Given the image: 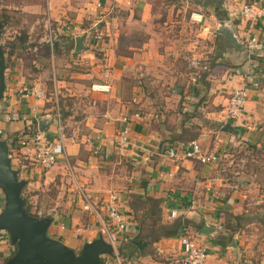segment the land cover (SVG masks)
Listing matches in <instances>:
<instances>
[{"label":"crops","instance_id":"crops-1","mask_svg":"<svg viewBox=\"0 0 264 264\" xmlns=\"http://www.w3.org/2000/svg\"><path fill=\"white\" fill-rule=\"evenodd\" d=\"M252 1L264 7V0H19L18 8L7 12L10 32L0 37L1 44L11 41L3 56L0 139L13 168L26 165L19 173L24 187L36 189L59 168L60 159L51 168L25 160L19 146L31 133L54 140L57 111L79 195L103 207L107 192L118 195L127 223L115 233L114 244L124 264H172L167 261L180 251L181 234L208 249L206 264H264V13L255 22L230 18ZM44 14L56 34L52 54L44 43L34 47L39 38L34 23ZM222 24L241 47L217 32ZM65 27H75V35H67ZM82 34L83 49L76 53ZM252 35L263 45L251 58L254 84L241 114L230 120L233 130H222V109L243 84V44ZM190 58L208 64L209 72L198 81L187 70ZM92 84L109 90L94 91ZM38 85L45 97L24 96ZM124 114L132 120L129 140L119 149L115 141ZM191 140L221 159L201 163L180 157V146ZM95 143L99 152L92 151ZM170 146L173 155H167ZM238 160L243 164L236 168ZM146 197L160 201L156 225L177 217L185 225L151 242L135 237L143 209L130 203ZM3 202L0 190V210ZM56 220L51 216L47 234L76 252L99 225L91 214L65 228ZM203 225L206 233L199 231ZM133 238L146 245L139 248ZM12 250L0 231V264ZM101 258V264H118L113 255Z\"/></svg>","mask_w":264,"mask_h":264},{"label":"built area","instance_id":"built-area-1","mask_svg":"<svg viewBox=\"0 0 264 264\" xmlns=\"http://www.w3.org/2000/svg\"><path fill=\"white\" fill-rule=\"evenodd\" d=\"M263 13L264 7L258 5L256 1H252L249 4H244L239 9L234 10L230 14V18L238 17L240 19L245 20L246 22H255L258 18L263 15ZM193 20L195 19L193 18ZM34 26H40L42 30V35L39 36L37 42L34 43L35 49L37 48V45L44 43L47 45L50 50V53L52 54L55 48L56 39L52 20L47 14H44L40 18L36 19ZM32 29L33 28H31L30 31H32ZM63 30L69 36L75 35L76 33L75 27H65ZM243 45L247 55L245 59L246 71L243 75V84L240 88L231 91L229 97H227V100L222 109L223 123H228L230 122V120H235L241 114L240 112L243 109L244 103L248 97L250 87L252 86V84H254L255 74L253 70L250 69L251 58L252 55H254V52L263 45L261 44L256 35L250 36V38ZM186 63L187 70L191 72L196 81L200 80L204 74L209 72L208 64L205 61L190 58ZM91 89L98 92H107L109 90V87L102 86L99 84H92ZM24 96H35L36 98H42L46 96V92L42 87L38 85L31 87L26 93H24ZM135 115H137V113H135ZM4 117L5 119H9L10 115L8 113H5ZM56 118H58V126L56 129L54 140L50 141V139L44 134L35 135L31 133L27 134L19 141V146L24 149V151L22 152V156L25 160L36 162L44 168L51 167L52 165L57 163L59 159L65 161L66 163L69 162L64 146V141L66 138L63 135V128L60 125V117L57 111ZM131 120V116H127L126 114H124V116L122 117L124 126L120 129L117 135V141H115L119 149L125 148L129 140V124ZM99 150V145L95 143L92 151L99 152ZM174 153L175 151L173 147H168L167 155H173ZM179 156L184 158H195L201 163H208L221 159V157L215 152L210 153L208 151L202 150L198 142L195 140H191L185 144L183 143L180 146ZM240 163L243 164V161L238 160L236 168H239ZM25 167L26 165H22L21 168H16V170L18 171V173H20V170L24 169ZM80 196L82 197V200L86 202L88 208L94 213L99 223V234H101L102 238L107 243L112 245V255L116 258L117 263L121 264L119 252L117 250L116 245L114 244V235L115 233L122 232L125 229L127 219L124 211L119 205L117 193L113 191L107 192L106 198L103 200L104 207L99 206L98 202L90 200L85 193L83 194L81 192ZM104 210L105 213H102V211ZM40 215L41 214L39 213L37 216ZM170 217H177V212L175 211V209H172L170 211ZM3 233L5 232L3 231ZM179 243H181V249L179 252L172 255V264L207 263L210 253L205 246L200 245L199 243L193 241V239L183 234L179 236Z\"/></svg>","mask_w":264,"mask_h":264},{"label":"water","instance_id":"water-1","mask_svg":"<svg viewBox=\"0 0 264 264\" xmlns=\"http://www.w3.org/2000/svg\"><path fill=\"white\" fill-rule=\"evenodd\" d=\"M1 29V27H0ZM1 32V31H0ZM217 32L222 34L235 47H241L237 39L226 27L220 25ZM1 36V33H0ZM80 35L75 40V52L83 49ZM3 50L0 43V98L5 90ZM39 128L43 129L41 122ZM222 130H233L230 122L224 123ZM27 181L19 177L8 156L4 139H0V190L3 194V207L0 210V230L6 233L7 240L13 247L12 252L2 264H101L102 255H112L113 247L97 234L86 240L78 252L47 234L51 217L34 216L25 209L21 190ZM206 233V225L200 228ZM132 242L142 249L146 244L139 239Z\"/></svg>","mask_w":264,"mask_h":264},{"label":"rangeland","instance_id":"rangeland-1","mask_svg":"<svg viewBox=\"0 0 264 264\" xmlns=\"http://www.w3.org/2000/svg\"><path fill=\"white\" fill-rule=\"evenodd\" d=\"M42 2H45V0H42ZM19 5V0H0V19L4 23L1 27V33L10 32L8 26L13 22L11 19H7V12L9 10H13L12 7L18 8ZM41 31V27L37 26V29L34 32L35 40L37 37L42 35ZM10 42V39H5L3 44L10 48ZM48 69L50 75L51 70L50 68ZM59 116L61 117V114H59ZM62 128L63 135L66 136V128ZM69 162L71 165L70 167L73 170L71 160H69ZM70 167L67 165V163H65V161L61 160L59 161V168L53 173L52 179H46V181L36 189L33 187L30 189H26L25 187L22 188L20 194L22 198L27 199L28 203L25 205L29 206V212L31 215L37 216L40 213V216H53V218L57 219V223L61 224L63 228L69 224H72L74 220L78 222H85V220L87 221L90 214L93 216V218H95V220H97L94 213L88 208L86 202L83 201L82 197L79 195L78 188L80 186L78 185L77 180H75L74 171H72ZM92 230L93 233H95V236L99 234V225L94 227ZM48 233L52 234V231L49 230ZM68 247L71 248V246ZM167 262L170 263L171 260H168ZM121 264H124V262L121 261Z\"/></svg>","mask_w":264,"mask_h":264},{"label":"trees","instance_id":"trees-1","mask_svg":"<svg viewBox=\"0 0 264 264\" xmlns=\"http://www.w3.org/2000/svg\"><path fill=\"white\" fill-rule=\"evenodd\" d=\"M3 24H4L3 21L0 19V27H2ZM0 31H1V29H0ZM1 46H2V50H3L4 55H7L10 53L11 49H9L7 51L5 44L2 43ZM3 60H4V58H3ZM132 202H134V205L140 206L143 209L142 216L140 218L141 224L140 223L138 224L139 231L137 232V234L135 236L137 238H141L144 240L146 239V240L151 242V241L157 240L160 237H170V236L176 234L185 225L184 219H182L180 217L172 219V220H170V222H166V223H163L160 221V222H158V225H156V222H154V221L156 219H159L157 217V215H158V212L160 211V207H159L160 201L158 199L146 197V198H144V200H142V202L136 200V201H131L130 204H132ZM24 204H25V199H24ZM25 209L29 214H31L29 212V206L28 205H25ZM47 216L51 217L50 215H47ZM148 216H149V220H147ZM144 222L146 223L145 226L143 225ZM143 230L151 238H148L147 236L141 235L140 232ZM132 245H134V244H132ZM119 256H120V253H119ZM101 262H102V258H101Z\"/></svg>","mask_w":264,"mask_h":264}]
</instances>
